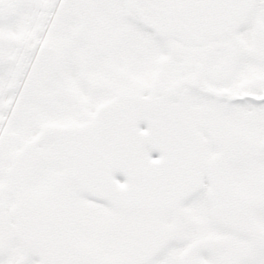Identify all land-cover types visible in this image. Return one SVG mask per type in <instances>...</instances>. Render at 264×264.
I'll return each mask as SVG.
<instances>
[{"label":"snow or ice","instance_id":"1","mask_svg":"<svg viewBox=\"0 0 264 264\" xmlns=\"http://www.w3.org/2000/svg\"><path fill=\"white\" fill-rule=\"evenodd\" d=\"M0 264H264V0H0Z\"/></svg>","mask_w":264,"mask_h":264}]
</instances>
